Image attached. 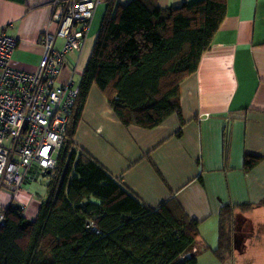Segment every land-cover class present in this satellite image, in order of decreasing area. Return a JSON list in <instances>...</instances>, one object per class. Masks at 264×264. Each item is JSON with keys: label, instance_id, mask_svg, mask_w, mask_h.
I'll list each match as a JSON object with an SVG mask.
<instances>
[{"label": "crops", "instance_id": "0c3cea01", "mask_svg": "<svg viewBox=\"0 0 264 264\" xmlns=\"http://www.w3.org/2000/svg\"><path fill=\"white\" fill-rule=\"evenodd\" d=\"M50 1L0 0V28L17 41L12 68L37 69L39 38L54 31ZM151 1L176 8L199 0ZM105 8L104 1L97 6L80 51L66 55L58 85L74 82L76 73L78 85ZM178 104L181 119L172 114L152 129L125 127L92 87L73 142L146 206L174 199L190 220L199 222L189 253L197 264H264V0H227L225 19L209 50L196 72L179 84ZM245 156L260 160L244 170ZM0 192V209L13 200L24 217H35L38 202L21 191ZM223 207L229 208L221 222L229 249L220 260L212 251L219 246Z\"/></svg>", "mask_w": 264, "mask_h": 264}, {"label": "trees", "instance_id": "16d2710c", "mask_svg": "<svg viewBox=\"0 0 264 264\" xmlns=\"http://www.w3.org/2000/svg\"><path fill=\"white\" fill-rule=\"evenodd\" d=\"M104 15L67 120L46 198L35 217L13 200L3 209L0 264H197L187 255L199 236L174 199L150 208L73 142L92 87L125 127L152 129L167 117L181 119L178 88L193 75L227 12V0H199L160 8L151 0H103ZM212 40V41H211ZM210 45V46H209ZM260 158L245 156L250 170ZM264 205V200L261 203ZM219 214L220 260L228 239ZM91 221L99 234L86 228Z\"/></svg>", "mask_w": 264, "mask_h": 264}, {"label": "built area", "instance_id": "2783aa9c", "mask_svg": "<svg viewBox=\"0 0 264 264\" xmlns=\"http://www.w3.org/2000/svg\"><path fill=\"white\" fill-rule=\"evenodd\" d=\"M101 2L50 1L54 31L39 38L42 53L34 72L10 66L17 41L0 28V191L15 194L24 190L26 182L37 181L39 175L47 178L55 169L78 92L71 79L58 85L57 78L66 55L82 48ZM57 41H61L60 48ZM3 225L0 209V227ZM86 228L99 234L91 221Z\"/></svg>", "mask_w": 264, "mask_h": 264}, {"label": "rangeland", "instance_id": "374dc122", "mask_svg": "<svg viewBox=\"0 0 264 264\" xmlns=\"http://www.w3.org/2000/svg\"><path fill=\"white\" fill-rule=\"evenodd\" d=\"M86 64H87V62H86ZM86 64H85V66H86ZM81 66H82V61H80L78 64V71H80ZM73 80L77 84L78 73H76L74 75ZM36 180L37 181H35V182H26L24 190H21V192H23V194L26 195L29 200H32L33 202H38V204H39L41 201L45 200V198H46L47 178H46V176H42V175L40 176L39 175L36 177ZM0 194H1V192H0Z\"/></svg>", "mask_w": 264, "mask_h": 264}, {"label": "bare ground", "instance_id": "6f19581e", "mask_svg": "<svg viewBox=\"0 0 264 264\" xmlns=\"http://www.w3.org/2000/svg\"><path fill=\"white\" fill-rule=\"evenodd\" d=\"M53 26V25H52ZM212 41V40H211ZM60 44V43H59ZM210 46V45H209Z\"/></svg>", "mask_w": 264, "mask_h": 264}]
</instances>
